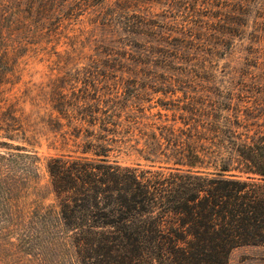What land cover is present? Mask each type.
Masks as SVG:
<instances>
[{"label": "trees", "instance_id": "16d2710c", "mask_svg": "<svg viewBox=\"0 0 264 264\" xmlns=\"http://www.w3.org/2000/svg\"><path fill=\"white\" fill-rule=\"evenodd\" d=\"M87 1L105 0H8L0 77L15 72V58L40 51L39 38L51 35L63 8ZM134 16L124 22L128 34L163 36ZM137 48L166 65L179 53L149 43ZM5 55L14 59L3 62ZM84 76L82 89L57 90L51 100L49 124L76 149L46 159L50 201L42 196L19 210L12 190L0 201V239L21 264H227L232 249L264 245V123L248 122L254 108L191 106L172 118L181 127L145 123V130L117 90L103 93L90 72ZM6 113L0 128L10 138L21 125L12 105ZM139 134L149 165L110 159ZM14 157L0 154V169Z\"/></svg>", "mask_w": 264, "mask_h": 264}, {"label": "rangeland", "instance_id": "374dc122", "mask_svg": "<svg viewBox=\"0 0 264 264\" xmlns=\"http://www.w3.org/2000/svg\"><path fill=\"white\" fill-rule=\"evenodd\" d=\"M6 2L0 0V41L8 38ZM135 13L163 36L128 34L124 22L135 21ZM62 15L51 35L39 38L40 51L17 59L9 55L15 60V72L0 77V119L8 121L6 112L12 105L21 125L10 138L0 128V142L8 143L0 144V154L16 155L4 165L7 169H0L1 202L12 193L19 210L42 196L50 201L46 159L76 149L49 124L51 100L57 90L82 89L81 81L89 72L99 84L97 90L118 91L121 102L141 117V129H151L145 123L181 127L180 120L172 118L186 113L184 109L229 104L254 108L248 122L264 123V0L87 1L78 9L69 4ZM138 43L179 53L166 65L153 51L139 56ZM9 56L2 61L10 63ZM144 142L140 134L126 139L110 159L147 166L150 162L141 150ZM2 242L0 264H21L20 255ZM227 264H264V245L232 249Z\"/></svg>", "mask_w": 264, "mask_h": 264}]
</instances>
